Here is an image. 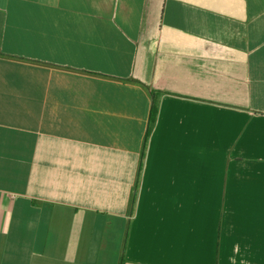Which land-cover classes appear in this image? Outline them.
<instances>
[{
	"label": "crops",
	"instance_id": "obj_1",
	"mask_svg": "<svg viewBox=\"0 0 264 264\" xmlns=\"http://www.w3.org/2000/svg\"><path fill=\"white\" fill-rule=\"evenodd\" d=\"M0 264H264V0H0Z\"/></svg>",
	"mask_w": 264,
	"mask_h": 264
},
{
	"label": "trees",
	"instance_id": "obj_2",
	"mask_svg": "<svg viewBox=\"0 0 264 264\" xmlns=\"http://www.w3.org/2000/svg\"><path fill=\"white\" fill-rule=\"evenodd\" d=\"M152 96H153V94H152ZM151 122H150V128H152V126H153V124H154V115H153V117L151 116V120H150ZM148 135H149V132L147 133V135H146V138L148 137Z\"/></svg>",
	"mask_w": 264,
	"mask_h": 264
}]
</instances>
